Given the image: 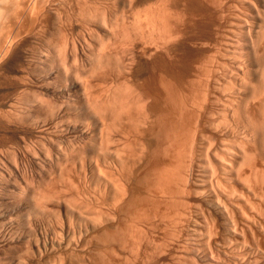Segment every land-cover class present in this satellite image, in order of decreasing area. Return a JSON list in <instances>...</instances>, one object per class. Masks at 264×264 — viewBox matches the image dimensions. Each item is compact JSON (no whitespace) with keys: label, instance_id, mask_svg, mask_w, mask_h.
Listing matches in <instances>:
<instances>
[{"label":"bare ground","instance_id":"1","mask_svg":"<svg viewBox=\"0 0 264 264\" xmlns=\"http://www.w3.org/2000/svg\"><path fill=\"white\" fill-rule=\"evenodd\" d=\"M178 2L0 0L2 264H264V0Z\"/></svg>","mask_w":264,"mask_h":264},{"label":"rangeland","instance_id":"2","mask_svg":"<svg viewBox=\"0 0 264 264\" xmlns=\"http://www.w3.org/2000/svg\"><path fill=\"white\" fill-rule=\"evenodd\" d=\"M178 1H179V2H178ZM192 1H194L196 4H194V2H192ZM197 1H198V0H191V4H192V5L194 4V6L196 7V9H198V5L200 6V2H202V0H200L199 2H197ZM177 2L180 3L181 5H182L183 3H184L183 5H185V4L187 5V0H177ZM194 6H193V7H194ZM195 7H194V8H195ZM198 14H200L199 11H197V16H196L197 19H198V21H197V25H198L199 23H201V24L203 25L202 29H204V28H205V29H206V28L209 29V25H208V23H209V21H208L209 18H208V16H207V15H203V16H204V17H203L202 15H198ZM199 17H200V18H199ZM201 17H202V18H201ZM200 19H201V21H200ZM206 20H207V21H206ZM202 22H203V23H202ZM206 25H207L208 27H207ZM205 26H206V27H205ZM198 29H199V28H196L195 33H197ZM195 50H196V51H195ZM187 51H188V52H187ZM190 51H191L190 49H185L184 52L182 51V52H183V53H182L183 56L185 55L184 58H186V57H188V58H186V59L181 63L182 65L179 64V66H178V71L180 70V71H179L180 74H181V73L183 74V75L181 74V76H184L183 70H184V69L187 70V68H190V66H191V65L193 64V62H194L193 59H197L198 56L200 55V52H198L197 49H192V51H193L192 53H193V54H192ZM185 52H186V53H185ZM189 52H190V54H189ZM190 56H191V57H190ZM194 56H195V57H194ZM196 57H197V58H196ZM190 58H191V59H190ZM188 59H189V60H188ZM191 61H192V62H191ZM184 62H185V63H184ZM189 63H190V64L192 63V64L189 65ZM187 64H188V65H187ZM184 65H185V68L182 69V67H184ZM187 66H188V67H187ZM179 67H181V69H180ZM164 70H166V69H164ZM166 72H168L169 74L171 73V72H169V70H166ZM180 74H179V75H180ZM5 94H6V95H5ZM7 95H8V96H7ZM3 96H4V97H3ZM5 97H6V98H5ZM8 98H9V94H8L7 91H6V92H3V94L0 93V104H4V103H6L5 101H7ZM1 102H2V103H1ZM0 130H3V128L0 127ZM6 134L8 135V137H7ZM10 136H11V137H10ZM12 136H13V132L10 133V131H7V130H6L5 137H4V139H1V140H3V141H4V140H6V141H11V140H12ZM191 202H193L192 199H191ZM2 238H3V237L0 236V244H1L2 240H3ZM185 240H186V236H184V237L180 240V241H182V242L179 241L178 244H179V245H183ZM176 244H177V243H176ZM179 245H177V248L179 247ZM175 248H176V247H175ZM176 250H177V249H176ZM170 254H171V250H169L168 253H167L165 256L160 257V258H159V260H160V263H159V264H161V263H162V264H167L168 261H169V256H170ZM174 254H175V252H174ZM3 255H4V254H2L1 257H2ZM9 255H11V252H10V251L8 252V256H9ZM175 255H177V254H175ZM174 259H175V258H174ZM3 260H4V258L1 259V261H2V262H0L1 264H2V263H5V260H4V261H3ZM175 261L179 262L177 259L173 260V262H175Z\"/></svg>","mask_w":264,"mask_h":264}]
</instances>
